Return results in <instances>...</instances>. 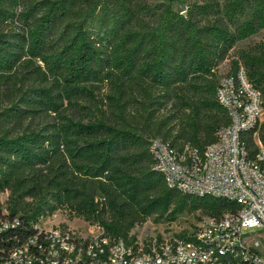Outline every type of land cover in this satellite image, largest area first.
<instances>
[{
    "label": "trees",
    "instance_id": "trees-1",
    "mask_svg": "<svg viewBox=\"0 0 264 264\" xmlns=\"http://www.w3.org/2000/svg\"><path fill=\"white\" fill-rule=\"evenodd\" d=\"M263 29L264 0H0V83L10 84L9 96L18 92L0 121V193L9 192L7 216L19 221L6 246L61 209L126 244L149 217L172 222L185 212L234 210L222 199L168 189L148 145L161 137L202 150L215 141L229 122L215 98L218 65ZM238 60L242 66L233 62L227 74L242 68L262 97L263 49L240 51ZM104 88L109 113L69 117L67 109L92 105ZM41 117L50 121L23 125ZM24 198L33 203L18 216Z\"/></svg>",
    "mask_w": 264,
    "mask_h": 264
},
{
    "label": "built area",
    "instance_id": "built-area-1",
    "mask_svg": "<svg viewBox=\"0 0 264 264\" xmlns=\"http://www.w3.org/2000/svg\"><path fill=\"white\" fill-rule=\"evenodd\" d=\"M215 98L229 122L213 143L199 150L155 138L148 152L168 189L222 199L234 210L201 218L189 232L132 244L112 238L97 224L88 225L81 236L63 227L45 228L40 218L30 224V233L20 239L13 235L7 246L3 237L19 221L5 211L0 215V264H264L261 93L240 68L219 79Z\"/></svg>",
    "mask_w": 264,
    "mask_h": 264
},
{
    "label": "rangeland",
    "instance_id": "rangeland-1",
    "mask_svg": "<svg viewBox=\"0 0 264 264\" xmlns=\"http://www.w3.org/2000/svg\"><path fill=\"white\" fill-rule=\"evenodd\" d=\"M20 10V8H19ZM12 26H9L5 30H10ZM263 49L264 51V29L259 31L256 35L236 43L233 48L230 50L227 58L221 62L218 65V68L216 70V76L221 77L226 75L228 72H230L232 68V63L237 62L239 66L241 65V62L239 59V53L240 51H261ZM19 73H24L22 69L17 70ZM10 84H6L4 81H1L0 83V121L1 123H4L3 120H1V112L5 110V108L8 107L7 99L17 97L18 92L15 90V88L10 89V96L7 94V87ZM20 86L19 82L16 83V87ZM25 89V88H24ZM106 95V89H101L100 91H97L95 93L96 96V102L92 104V102L89 103L81 101L79 102L78 106H73L69 109H67V114H69V117H72L75 120H81L82 122H85L93 115H97V109L104 113H109V109L107 108L105 99ZM263 100L264 95L262 94ZM169 106L167 109H169ZM66 107V104H64V108ZM138 110V105L134 104L133 102H130L127 111H133ZM167 111V110H166ZM166 111L160 110L159 113L154 114L153 120L159 119V117H162ZM137 117V121L141 123V120L139 119V116ZM264 118V111L262 119ZM50 121V118L47 117H41L40 119H35L32 121H25L23 122V125L30 124L31 126H37L39 124H44L45 122ZM6 125V124H5ZM12 125H10L11 127ZM8 127V126H7ZM179 126H175V130L172 131L171 135L174 136L177 133V129ZM261 130H264V123L262 124ZM147 138H150L146 136ZM162 139L161 137H159ZM199 139L201 142H203V137L199 135ZM183 140H177L176 144L183 143ZM33 200L24 198L20 202V205L18 207V216L22 213H25V211L32 206ZM9 192L4 191L0 193V213H4L8 207H9ZM29 205V206H28ZM207 217V214H205L203 211H192V212H185L181 215H179L174 221L168 222V221H159L156 222L153 217L147 218L143 223L134 225L132 230L130 231V235L134 236L137 242H145V241H151L153 240L157 235L163 238H169L170 236L174 234H179L182 231L189 232L192 227L197 223V221L201 218ZM44 222L42 224L45 228H54V227H63L66 229H69L73 232H75L77 235L86 236L88 233V223L80 220V219H70L68 216V213L66 210H58L54 214L50 216L43 217Z\"/></svg>",
    "mask_w": 264,
    "mask_h": 264
}]
</instances>
